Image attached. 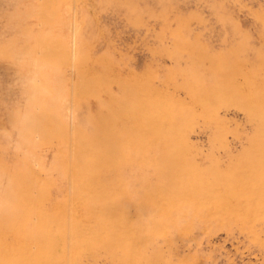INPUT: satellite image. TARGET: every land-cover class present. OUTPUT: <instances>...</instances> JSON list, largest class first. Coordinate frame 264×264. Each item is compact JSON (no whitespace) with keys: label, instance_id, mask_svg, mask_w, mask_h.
Instances as JSON below:
<instances>
[{"label":"rangeland","instance_id":"374dc122","mask_svg":"<svg viewBox=\"0 0 264 264\" xmlns=\"http://www.w3.org/2000/svg\"><path fill=\"white\" fill-rule=\"evenodd\" d=\"M0 264H264V0H0Z\"/></svg>","mask_w":264,"mask_h":264}]
</instances>
